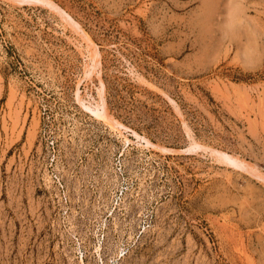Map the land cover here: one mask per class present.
<instances>
[{
  "label": "rangeland",
  "instance_id": "rangeland-1",
  "mask_svg": "<svg viewBox=\"0 0 264 264\" xmlns=\"http://www.w3.org/2000/svg\"><path fill=\"white\" fill-rule=\"evenodd\" d=\"M25 1L0 0V264H264V0Z\"/></svg>",
  "mask_w": 264,
  "mask_h": 264
},
{
  "label": "bare ground",
  "instance_id": "bare-ground-1",
  "mask_svg": "<svg viewBox=\"0 0 264 264\" xmlns=\"http://www.w3.org/2000/svg\"><path fill=\"white\" fill-rule=\"evenodd\" d=\"M24 1V0H23ZM26 1H28V2H35V1H37V2H44L43 0H26ZM25 1V2H26ZM45 4V3H44ZM211 8V7H210ZM214 8H216V7H214ZM91 46H94V49L96 48V45L93 43V42H91ZM89 57V56H88ZM87 57V58H88ZM90 61H92L91 62V66H88V70L90 71V70H92V68L94 69V66H95V64L97 63V58L96 57H94V55H93V57H92V55H91V57H90V59H89ZM96 62V63H95ZM86 108H87V106H86ZM93 109H91V111H92ZM93 112V111H92ZM94 113H95V111H94ZM218 157H219V155H218ZM228 161H230V160H228ZM235 163V162H234Z\"/></svg>",
  "mask_w": 264,
  "mask_h": 264
}]
</instances>
